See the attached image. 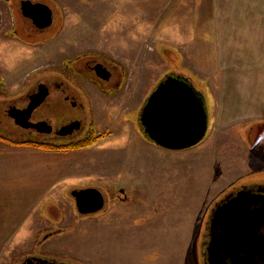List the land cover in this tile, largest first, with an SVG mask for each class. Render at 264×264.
<instances>
[{"label": "rangeland", "instance_id": "rangeland-1", "mask_svg": "<svg viewBox=\"0 0 264 264\" xmlns=\"http://www.w3.org/2000/svg\"><path fill=\"white\" fill-rule=\"evenodd\" d=\"M40 1L53 9L55 21L48 42L34 50L10 35L13 15L20 21L19 12L0 1V83L8 95L18 91L19 79L86 53L115 62L118 83L102 91L80 80L90 101L95 141L59 154L71 159L52 171L51 193L34 194L28 186L10 187L12 195L0 190V264H19L39 244L43 251L79 264H204L213 204L242 183L264 179V85L251 88L252 94L260 91L258 104L246 99L247 84L236 80L239 102L252 103L244 111L254 114L228 124L218 121L211 96L219 93L217 85L229 86L228 76H217L225 71L222 62L241 55L218 51L220 37L215 35L221 22L216 12L235 3L227 9L219 0ZM74 72L69 68L67 74ZM169 74L186 77L205 97L207 134L190 148L157 145L138 119ZM0 127L7 130L13 124L5 120ZM4 171L1 180H15L16 175ZM87 187L104 194L101 211H78L72 191ZM46 230L56 233L44 239Z\"/></svg>", "mask_w": 264, "mask_h": 264}, {"label": "water", "instance_id": "water-1", "mask_svg": "<svg viewBox=\"0 0 264 264\" xmlns=\"http://www.w3.org/2000/svg\"><path fill=\"white\" fill-rule=\"evenodd\" d=\"M22 10L39 27L53 23V10L44 2L23 0ZM98 66L107 70L103 64ZM103 69L99 73L108 79L110 72L103 73ZM44 96L45 93L36 101L32 98L24 109L13 107L10 114L23 126L45 131L46 122L30 121L33 109ZM204 98L186 77L167 75L150 94L142 110L140 119L145 133L157 145L172 150L198 144L205 138L209 123ZM263 189L245 186L217 207L212 219L210 264H264ZM72 195L81 213L99 212L105 206V196L98 188L74 189Z\"/></svg>", "mask_w": 264, "mask_h": 264}, {"label": "flooded vegetation", "instance_id": "flooded-vegetation-1", "mask_svg": "<svg viewBox=\"0 0 264 264\" xmlns=\"http://www.w3.org/2000/svg\"><path fill=\"white\" fill-rule=\"evenodd\" d=\"M0 1H6L10 5H15L17 12H19L18 15L20 21H18L12 14L13 23L8 29V32H11V36L13 34L12 37L15 40L20 42V44L22 43L23 46L33 48V50L48 42V36L52 34V31L48 32L50 26L43 28L39 27L30 17L25 16L22 10L23 0ZM38 1L42 2L40 0ZM18 5L20 6V9ZM1 13L2 11H0V15ZM54 21L55 18L53 11V23L51 27L53 26ZM20 31H23V33ZM74 61H76V65H73ZM45 64H48V56L45 60ZM98 64H103L107 70L99 67ZM117 67L116 63L110 58L103 57L101 54L86 53L83 56L75 58L73 61L68 63L65 61L52 69H48L47 66L36 72L35 76L30 75L26 77V80L23 82L22 79H19V89L16 93L11 94V96H9L8 92L4 89V85L0 83V120H7L13 124V128L8 127L7 130L0 127V135L14 144L38 148H42L34 145L38 142L66 144L72 141L94 137V124L91 117L90 101L87 97L88 95L85 87L80 80H85L97 85L102 91L115 89L118 83L116 79L114 80ZM69 68L73 69V72L75 71L74 73L77 75H68L67 71ZM102 69L103 73L104 71L105 73L106 71L110 72V77L108 79H104L100 75L99 72L102 71ZM52 71L54 73H52ZM118 74L120 75L121 73L118 72ZM43 93H45V96L41 103L33 109L30 121L33 123L46 122V130L40 131L37 127H26L19 124L10 114V110L13 107L20 109L26 108L32 98L35 99L32 101H36V99L38 97L40 98ZM9 100L14 102L11 101L6 107H2L3 103L9 102ZM142 110L139 113L138 119L141 117ZM48 125L50 131H48ZM14 141L20 143H15ZM65 151L67 150H60L62 153H65ZM245 186L252 187L254 190L264 188V179H255L242 183L221 195V197L213 204L207 221V231L204 235V264H210L208 261V254L211 236L214 231L212 227V219L217 207L229 197L236 195L239 190ZM262 192H264V189ZM54 233H56V230H46L44 233V239H47ZM41 246L42 245L39 244L33 251L26 253L21 258L19 264H79V262L73 261V259L58 258L51 255L50 252L43 251ZM18 260H20V258Z\"/></svg>", "mask_w": 264, "mask_h": 264}, {"label": "crops", "instance_id": "crops-1", "mask_svg": "<svg viewBox=\"0 0 264 264\" xmlns=\"http://www.w3.org/2000/svg\"><path fill=\"white\" fill-rule=\"evenodd\" d=\"M221 1L227 6V9L229 3L232 2L235 5L228 10L216 12L218 20L221 21L220 28H217L215 33L220 37L219 40L216 39L218 51L224 54L237 52L241 54L239 59H229L222 62V65L226 64L223 66L225 71L220 70L218 72V78L223 77V73L225 77L228 76L227 85L229 84V86L227 90L221 85H217L220 89L219 93L214 94L212 92L211 94L214 101L213 106L217 110L218 121L228 124L232 120H238L239 117L254 114L253 110L244 111V108H250L252 103L244 105L239 102L238 80L241 79L242 84H247L244 87L247 88L244 92L247 94L246 99L249 102L258 100V104L261 103L262 98L258 95L260 91L258 90V94H252L251 88L252 85H256L255 87L260 89L261 85H264V0H219L220 3ZM247 4L251 5L250 10H246ZM260 23L261 26L259 27ZM240 36H242L241 39ZM247 39L249 40L246 41ZM222 65L220 66L221 69L223 68ZM240 105L243 107H240ZM222 115H225L226 119H223ZM231 116L235 118H230ZM0 148L10 150L8 155H4V151H1L0 171L6 170L8 173L16 175L14 176L15 180L10 178L0 179V190H10L8 194L11 195L13 191L10 187L19 189L26 186L34 189V194H42L44 193L42 191L46 189L51 190L49 191L51 193L54 190L51 189L54 181L53 183L50 182L52 171L59 169L60 164L68 163L67 161L71 159L69 156L59 155L63 153L57 150L14 144L1 139ZM58 180L60 178H57ZM1 194L4 193L0 192ZM17 195H22V193H17Z\"/></svg>", "mask_w": 264, "mask_h": 264}, {"label": "trees", "instance_id": "trees-1", "mask_svg": "<svg viewBox=\"0 0 264 264\" xmlns=\"http://www.w3.org/2000/svg\"><path fill=\"white\" fill-rule=\"evenodd\" d=\"M191 82V81H190ZM192 83V82H191ZM0 138L4 139L3 136L0 135ZM94 137H88V138H84V139H81V140H77V141H72L70 143H66V144H63V143H44V142H38L34 145H37V146H40L42 148H45V149H49V150H76V149H79V148H82V147H88V146H91L93 143H94ZM15 143H20V142H16L14 141Z\"/></svg>", "mask_w": 264, "mask_h": 264}, {"label": "bare ground", "instance_id": "bare-ground-1", "mask_svg": "<svg viewBox=\"0 0 264 264\" xmlns=\"http://www.w3.org/2000/svg\"><path fill=\"white\" fill-rule=\"evenodd\" d=\"M52 102V101H51Z\"/></svg>", "mask_w": 264, "mask_h": 264}]
</instances>
